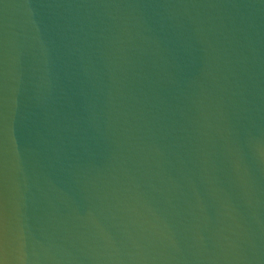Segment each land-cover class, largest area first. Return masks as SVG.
<instances>
[{
    "label": "water",
    "instance_id": "1",
    "mask_svg": "<svg viewBox=\"0 0 264 264\" xmlns=\"http://www.w3.org/2000/svg\"><path fill=\"white\" fill-rule=\"evenodd\" d=\"M0 264H264V0H0Z\"/></svg>",
    "mask_w": 264,
    "mask_h": 264
}]
</instances>
